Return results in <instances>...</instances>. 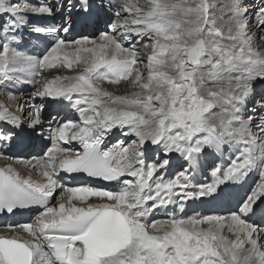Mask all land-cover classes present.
Returning <instances> with one entry per match:
<instances>
[{"label":"snow or ice","instance_id":"obj_1","mask_svg":"<svg viewBox=\"0 0 264 264\" xmlns=\"http://www.w3.org/2000/svg\"><path fill=\"white\" fill-rule=\"evenodd\" d=\"M0 95V264H264V0H0Z\"/></svg>","mask_w":264,"mask_h":264},{"label":"bare ground","instance_id":"obj_2","mask_svg":"<svg viewBox=\"0 0 264 264\" xmlns=\"http://www.w3.org/2000/svg\"><path fill=\"white\" fill-rule=\"evenodd\" d=\"M141 51H147L146 49H141ZM30 88V86H26L25 89L23 90L25 93L28 91V89ZM132 90L128 89L125 90L123 87H121V89L119 90L118 94H130ZM0 103H4L6 105H9L11 108L15 107V103L14 102H10L6 99V97L4 95H0ZM76 147H78V145H74ZM23 155V154H22ZM21 156V155H19ZM27 158V157H25ZM30 158V157H28ZM227 160V154H225V157L223 160H221L219 157L216 158H212L210 157L207 162L204 164V173L203 175H199L198 174V179L201 181H204L205 179H210V168L213 165V163H215L216 165H220L222 163H224ZM8 163H12V161H9L7 159H2L0 158V166L4 167L6 166ZM17 167H20L19 165H16ZM175 167V165L173 166ZM22 174H26L24 173L23 169L21 168ZM172 170H170L171 173ZM257 176L255 174H252L249 178H248V184L244 185L243 188L236 186V187H232L229 189H226L223 193H222V200H229V202H234L236 199H238L240 196H242L244 194V191L247 189L248 185L252 184L254 181H257ZM66 183V181H65ZM223 187V186H222ZM210 205L208 204H204L201 205L198 201L195 203H191L190 206L187 208L186 210V214L187 215H192L194 211L197 212H203L206 208H208ZM33 217L29 216L28 220H25L24 222H29ZM157 219H161L164 218V214L163 213H159L157 214ZM18 223H23L21 221H15L12 224H8L5 223L3 226H0V235H13L15 234V232H13L12 229H10L8 226L9 225H17Z\"/></svg>","mask_w":264,"mask_h":264},{"label":"rangeland","instance_id":"obj_3","mask_svg":"<svg viewBox=\"0 0 264 264\" xmlns=\"http://www.w3.org/2000/svg\"><path fill=\"white\" fill-rule=\"evenodd\" d=\"M30 90H31V88L28 89V91H30ZM27 158H28V157H27Z\"/></svg>","mask_w":264,"mask_h":264}]
</instances>
